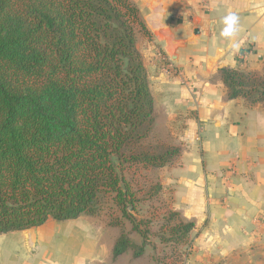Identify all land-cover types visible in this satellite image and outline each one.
<instances>
[{"label":"trees","instance_id":"trees-1","mask_svg":"<svg viewBox=\"0 0 264 264\" xmlns=\"http://www.w3.org/2000/svg\"><path fill=\"white\" fill-rule=\"evenodd\" d=\"M138 34L147 36L130 0H0V234L93 216L111 194L142 239L120 233L113 258L144 253L124 173L162 168L179 149L145 146L154 103ZM220 74L230 99L264 102V78ZM193 227L179 221L172 242Z\"/></svg>","mask_w":264,"mask_h":264},{"label":"crops","instance_id":"crops-1","mask_svg":"<svg viewBox=\"0 0 264 264\" xmlns=\"http://www.w3.org/2000/svg\"><path fill=\"white\" fill-rule=\"evenodd\" d=\"M130 2L147 32L139 51L154 103L153 132L179 149L161 184L170 186L180 221L194 226L180 263L264 264V102L230 99L220 74L263 70L264 0ZM229 15L237 23L225 37ZM157 49L170 61L156 58ZM87 232L60 230L49 219L0 234V264H153L132 250L114 259L115 242L97 243L96 233Z\"/></svg>","mask_w":264,"mask_h":264},{"label":"rangeland","instance_id":"rangeland-1","mask_svg":"<svg viewBox=\"0 0 264 264\" xmlns=\"http://www.w3.org/2000/svg\"><path fill=\"white\" fill-rule=\"evenodd\" d=\"M144 44H146V40L141 34H138L137 47L141 52L144 51ZM263 71L264 68L262 71H255L252 74L262 79L264 78ZM161 139L160 135L153 132L145 146L156 152L163 150V147L171 146ZM176 158L177 156L170 164L162 168L144 169L137 166L127 169L124 173L137 199L135 210L131 215L139 228L146 232L147 244L143 247V251L153 264H181L182 257L188 249L187 241L183 244L172 242L170 229L180 219L173 217L175 212L171 203L170 186L161 184L168 177L169 165H172ZM78 221L75 226L68 224L71 222H56V224L60 230L66 231L68 228L71 230L73 227L79 228V226L82 230L87 229L88 238L93 231L96 233L97 243L115 242L120 233H124L132 244H137L136 246H140L142 243L141 237L132 230L131 223L122 217L111 194L99 197L96 214L93 216L81 215Z\"/></svg>","mask_w":264,"mask_h":264},{"label":"clouds","instance_id":"clouds-1","mask_svg":"<svg viewBox=\"0 0 264 264\" xmlns=\"http://www.w3.org/2000/svg\"><path fill=\"white\" fill-rule=\"evenodd\" d=\"M225 23L227 24V27L224 29L222 35L228 37L234 31V26L237 23V17L235 15H229L226 17Z\"/></svg>","mask_w":264,"mask_h":264},{"label":"built area","instance_id":"built-area-1","mask_svg":"<svg viewBox=\"0 0 264 264\" xmlns=\"http://www.w3.org/2000/svg\"><path fill=\"white\" fill-rule=\"evenodd\" d=\"M155 55H156V58H158L159 60H162V61L168 60V61H170V59L167 56H165L161 50L157 49L155 51Z\"/></svg>","mask_w":264,"mask_h":264},{"label":"water","instance_id":"water-1","mask_svg":"<svg viewBox=\"0 0 264 264\" xmlns=\"http://www.w3.org/2000/svg\"><path fill=\"white\" fill-rule=\"evenodd\" d=\"M171 58H172V59H175V56H174V55H172V56H171Z\"/></svg>","mask_w":264,"mask_h":264}]
</instances>
